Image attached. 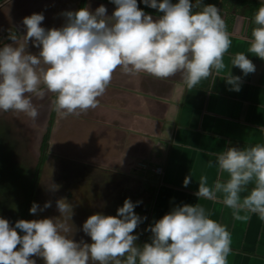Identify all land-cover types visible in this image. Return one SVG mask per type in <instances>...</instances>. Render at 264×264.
<instances>
[{"label": "clouds", "instance_id": "obj_1", "mask_svg": "<svg viewBox=\"0 0 264 264\" xmlns=\"http://www.w3.org/2000/svg\"><path fill=\"white\" fill-rule=\"evenodd\" d=\"M110 2L116 6L111 16L103 5L95 11L85 6L64 13L62 27L45 29L44 16L33 13L22 20L23 36L9 31L13 43L0 47V112L36 120L39 112L32 98H43L47 91L54 95V111L65 117L80 115L98 107L117 69L157 79L182 74L187 90L209 78L213 83L222 78L232 91L241 90V77L232 75L224 62L232 40L215 5L203 0H142L163 13L154 19L137 0ZM252 23L248 52L264 60V3ZM21 37L23 42L17 44ZM29 42L38 54L27 50ZM231 65L244 75L256 70L243 52L233 56ZM260 131L264 134V127ZM206 154L215 157L208 166L217 168V178L209 184L208 176L201 175L196 197L222 203L232 210L234 220L247 221L256 214L264 221V143ZM192 181L189 174L183 186ZM51 206L50 201L43 208L33 203L29 212L35 215ZM135 206L125 199L115 216L90 215L82 225L90 243L69 239L65 233L70 229L55 217L20 219L14 226L0 218V264H36L33 257L44 264H228L232 235L201 204L172 208L149 226L151 242L142 246L133 234L144 219ZM56 208L71 219L73 206L66 199L56 201Z\"/></svg>", "mask_w": 264, "mask_h": 264}, {"label": "crops", "instance_id": "obj_2", "mask_svg": "<svg viewBox=\"0 0 264 264\" xmlns=\"http://www.w3.org/2000/svg\"><path fill=\"white\" fill-rule=\"evenodd\" d=\"M49 1L53 0H17V4L31 10L30 14L47 15L52 10L53 21H58L63 11H76L79 5L89 6L92 11L103 5L107 14L116 7L110 0H54L53 8ZM137 4L154 19L163 15L142 0ZM203 4L215 5L226 22L232 44L224 62L232 75L241 77V90L232 91L222 78H215L214 83L209 78L187 90L182 74L157 79L117 69L97 108L78 118L70 115L76 142L81 145L85 139L82 152L76 147L73 156L86 163L79 171L90 177L96 194L90 203L96 213L115 216L125 199L136 205V214L144 218L133 233L138 236V246L151 242L152 234L147 229L172 208L199 203L232 235L228 264H264V221L256 214L247 221L234 220L232 210L222 203L195 195L201 175L208 176L209 184L217 178V168L208 166L215 157L206 153L264 143L260 131L264 127V60L248 52L255 13L250 8L254 2L249 5L246 0H203ZM241 52L255 65L254 73L244 75L231 65L233 56ZM139 160L146 164L141 165ZM156 163L161 165L159 171L152 168ZM189 174L193 181L184 187L183 180ZM113 187L116 203L108 204ZM107 210L113 214H107Z\"/></svg>", "mask_w": 264, "mask_h": 264}, {"label": "rangeland", "instance_id": "obj_3", "mask_svg": "<svg viewBox=\"0 0 264 264\" xmlns=\"http://www.w3.org/2000/svg\"><path fill=\"white\" fill-rule=\"evenodd\" d=\"M53 2L54 0L49 1V4L54 8ZM66 12L68 11H63V13ZM112 12L110 11L107 15L111 16ZM30 13L31 10L26 7L20 8L17 0H0V47L13 43L8 39L9 31L23 36L25 28L22 20L30 16ZM53 13L51 10V12L47 11V15L43 14L44 20L41 26L45 29L60 28L66 23L64 14L58 18V21L57 18L53 21ZM22 42L23 37L17 41V44ZM27 50L33 54L39 52V49L31 42ZM53 99L54 95L47 91L43 98L33 96V104L39 112L36 120L30 119L23 113L0 112V218L7 219L10 225L14 226L15 222L20 219L55 217L57 222L66 224L70 229L65 233L69 239L90 243V237L84 236L82 230L75 232L76 229H82L80 227L82 222L86 221L91 214H96V209L90 203L96 195L92 192L90 177L86 174L84 177L81 174L83 172L79 171V167L86 163L79 157L73 156L76 147L81 149L80 153L82 152L85 139H82L81 145L76 142V137L73 136V130L70 127V115L67 119L54 111ZM47 126L49 127L47 141L39 155L40 138ZM78 178L82 179V183L77 182ZM52 185H59L58 190H53ZM112 189L113 193L108 204L116 203L115 188ZM61 198L66 199L73 206L71 219L57 211L56 201ZM49 201L52 204L51 207L38 211L35 215L29 212L33 203L43 208L44 204ZM112 210L116 211V207ZM112 210H107L106 213L113 214ZM17 231L18 234L23 235L18 229ZM33 259L36 260V264H44L39 257H33Z\"/></svg>", "mask_w": 264, "mask_h": 264}, {"label": "trees", "instance_id": "obj_4", "mask_svg": "<svg viewBox=\"0 0 264 264\" xmlns=\"http://www.w3.org/2000/svg\"><path fill=\"white\" fill-rule=\"evenodd\" d=\"M246 1H248V4L249 5H251L253 2H254V4L253 5H251V10L253 11V12H255L257 9H258V7H260L261 6V4L262 3H264V2H261L260 0H253V2L251 3V0H246ZM80 3H82V2H80ZM80 8V5H79V7H78V9ZM77 9V10H78ZM50 120V119H49ZM48 126H47V128H46V130L43 132V135H42V137L40 138V143H39V146H40V152H39V155H40V153H41V150L45 147V144H46V141H47V135H48ZM40 157V156H39Z\"/></svg>", "mask_w": 264, "mask_h": 264}, {"label": "built area", "instance_id": "obj_5", "mask_svg": "<svg viewBox=\"0 0 264 264\" xmlns=\"http://www.w3.org/2000/svg\"><path fill=\"white\" fill-rule=\"evenodd\" d=\"M141 165H145L146 163L144 161H138ZM153 169L159 171L161 169V165L159 163H156L152 166Z\"/></svg>", "mask_w": 264, "mask_h": 264}]
</instances>
